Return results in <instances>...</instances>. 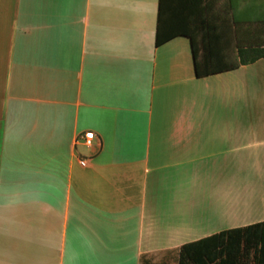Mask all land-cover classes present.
I'll list each match as a JSON object with an SVG mask.
<instances>
[{
    "label": "crops",
    "instance_id": "obj_1",
    "mask_svg": "<svg viewBox=\"0 0 264 264\" xmlns=\"http://www.w3.org/2000/svg\"><path fill=\"white\" fill-rule=\"evenodd\" d=\"M158 8L0 0V264H180L264 221V57L197 76Z\"/></svg>",
    "mask_w": 264,
    "mask_h": 264
},
{
    "label": "trees",
    "instance_id": "obj_2",
    "mask_svg": "<svg viewBox=\"0 0 264 264\" xmlns=\"http://www.w3.org/2000/svg\"><path fill=\"white\" fill-rule=\"evenodd\" d=\"M159 0L156 44L190 39L197 76L233 69L264 57V0ZM180 264H264V221L185 244Z\"/></svg>",
    "mask_w": 264,
    "mask_h": 264
},
{
    "label": "built area",
    "instance_id": "obj_3",
    "mask_svg": "<svg viewBox=\"0 0 264 264\" xmlns=\"http://www.w3.org/2000/svg\"><path fill=\"white\" fill-rule=\"evenodd\" d=\"M82 138H84L87 142H89L94 138V132L87 131L84 135H82ZM81 164L85 165L86 164L85 160H81Z\"/></svg>",
    "mask_w": 264,
    "mask_h": 264
}]
</instances>
